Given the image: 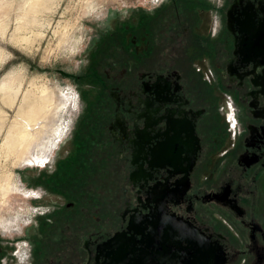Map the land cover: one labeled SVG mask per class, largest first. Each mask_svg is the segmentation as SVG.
I'll return each instance as SVG.
<instances>
[{"label": "flooded vegetation", "instance_id": "flooded-vegetation-1", "mask_svg": "<svg viewBox=\"0 0 264 264\" xmlns=\"http://www.w3.org/2000/svg\"><path fill=\"white\" fill-rule=\"evenodd\" d=\"M89 59L32 264H264V0H170Z\"/></svg>", "mask_w": 264, "mask_h": 264}, {"label": "clouds", "instance_id": "clouds-1", "mask_svg": "<svg viewBox=\"0 0 264 264\" xmlns=\"http://www.w3.org/2000/svg\"><path fill=\"white\" fill-rule=\"evenodd\" d=\"M169 3L170 0H0V240L10 243L12 247L23 242L30 248L31 242L25 239L29 235L28 230H38V217L50 216L56 210L54 203H31L33 200H44L47 190L43 185L29 186L16 171L17 168L22 170L25 165L16 162L9 144L15 120L12 121L13 127L5 128L8 121L5 109L13 107L5 102L8 85H15L13 91L16 94L24 90V96L32 92L37 99L55 95L63 108H68L70 102L72 113L76 117L83 115L87 104L81 97L79 84L69 77L80 75L87 69L89 50L95 47L102 35L114 31L115 21L123 23L141 10L155 15L158 9ZM48 4L52 6L49 11L59 10L69 25L64 38L55 45L56 52L19 49L14 37L18 26L25 21L26 10ZM62 4L65 5L63 8ZM220 27L221 20L219 13H216L212 17L213 35ZM8 46L24 52L38 69L46 70H33L31 64L23 60L5 70V66L16 59ZM38 53L39 59L36 58ZM57 66L69 76L60 77ZM89 88L90 85H85V89ZM64 123L74 127L75 120L69 119ZM67 139L70 137H66L65 142ZM53 150H58V143H52L49 153L43 157V164H52L48 169L49 174L54 171ZM6 193L19 197V200L10 199ZM16 264H32L30 251L18 256Z\"/></svg>", "mask_w": 264, "mask_h": 264}, {"label": "rangeland", "instance_id": "rangeland-1", "mask_svg": "<svg viewBox=\"0 0 264 264\" xmlns=\"http://www.w3.org/2000/svg\"><path fill=\"white\" fill-rule=\"evenodd\" d=\"M48 6L49 7L45 11H42L39 13V16L41 17L42 24L36 25L35 34L28 32L29 29L25 30V31L21 30L22 34L27 32L28 35L33 36L31 38L32 42L31 41H30V43H27L24 41L20 42V41H17V39H14L15 43L19 46V49H23L24 51H27V50H43L44 52H53V53L56 52L55 45L60 43L61 40L64 38V36L66 34V30L68 29L69 25L67 23H65L64 17L59 10L53 9V10L49 11V9H51L52 6L50 4H48ZM64 6L65 5L62 4L61 8H63ZM142 11L143 10L139 11L138 14ZM26 12H27V10H26ZM115 22H117V21H115ZM115 22H114V24H115ZM16 33H18V31H16ZM37 35H38V37H37ZM8 50L14 54L16 59L10 61L5 66V70H7V68L11 67L13 64L19 63L22 60L31 64V68L33 70H36V71H45L46 70V69H38L37 65L35 63H33L26 55H24V52L18 50L17 48H13L11 46H8ZM36 58L39 59V53L37 54ZM56 70L59 72L60 77L69 76L68 73L60 71L59 66H57ZM69 78L76 82L75 76H70ZM21 94L23 95V91L21 92ZM21 94H19V98L17 99V102L14 104V106L11 109H7V108L5 109L8 112V121L5 124V128L10 127V125L12 124V121L15 119V117L17 115L20 99L23 97ZM5 98H8V97H5ZM51 98H52V103H53V105L52 104L51 105L54 109L53 110L54 115H53V117H50V119H48V120H50V122H49L50 126L49 127L51 128L50 129L51 133H50V137H49L47 145L51 148L52 143H58V150H53L55 153V156H54V159H55L58 155H60V154L62 155L65 152V149H67L66 146L68 143H66V142L68 140L65 142V138L70 137L72 134V131H73V126L65 125L64 122L69 120V119H74L76 121L78 117H76L72 113L71 108H70V102H69L68 108H63L62 102L55 95H51ZM7 101H9V100L6 99L5 102H7ZM7 103L11 104L10 101ZM54 103H56V104L54 105ZM55 126H57L56 130H54ZM48 135H49V133L47 134V136ZM31 152L32 151L30 150V154H29V150L28 151L24 150L22 152L21 156L26 158L28 156H31ZM12 154L16 158L17 163H19L21 165H25L26 161L24 158L20 159L17 156L18 154L14 153V152H12ZM50 165L51 164H44L43 170L48 169ZM41 166L42 165H39V166L38 165H31L30 166L27 164L23 167L22 170L20 168H17L16 171L23 178L25 183L29 184V186H34V183L38 182L39 176H37V175L42 172ZM8 195H9L10 199L19 200V197L11 195L10 193H8ZM20 202L26 203L25 201H20ZM31 203H33V204L42 203V201L33 200V201H31ZM28 231H29V235L25 238L26 240L31 239V234L33 235L35 232L31 229ZM18 247L25 251L26 250L25 248H27V244L20 242V243H17L15 245V247H12L10 245V243L0 240V249H4V250L8 251V249L12 250V249L18 248ZM11 250L8 252L11 253ZM8 252H6V253H8Z\"/></svg>", "mask_w": 264, "mask_h": 264}, {"label": "bare ground", "instance_id": "bare-ground-1", "mask_svg": "<svg viewBox=\"0 0 264 264\" xmlns=\"http://www.w3.org/2000/svg\"><path fill=\"white\" fill-rule=\"evenodd\" d=\"M48 7V5H45L44 7L35 6L33 8L28 9L26 12L25 21L18 26V33H16L14 39H17V41L20 42L24 41L30 43L31 38L33 36L28 35L27 32L22 34L21 30L25 31L29 29L28 32L35 34L36 25L42 24L39 13L45 11ZM14 87L15 85L10 83L6 88L5 93V97H8L5 98V100L8 99L13 106L19 98V94H16L13 91ZM22 96L23 97L20 99V103L18 106L17 115L14 119L15 125L13 137L10 139L9 144L11 146V151L18 154L17 156L20 159L24 158L21 156L24 150H29V154L31 150V156H28L24 159L30 166H39L43 164V157L49 153L50 149L47 143L51 133V128L49 127L50 120L48 119H50V117H53L54 115V109L52 107V98L51 95H46L37 99L32 92H29L27 96ZM55 104L56 103H54V105ZM10 127H13V124H11ZM56 129L57 126L54 127V130ZM48 133L49 135L47 136Z\"/></svg>", "mask_w": 264, "mask_h": 264}, {"label": "water", "instance_id": "water-1", "mask_svg": "<svg viewBox=\"0 0 264 264\" xmlns=\"http://www.w3.org/2000/svg\"><path fill=\"white\" fill-rule=\"evenodd\" d=\"M202 258H205V256H202ZM199 262H200V264H205L206 263V262L205 263L202 262L201 259L199 260ZM183 264H196V261H189L187 259H184Z\"/></svg>", "mask_w": 264, "mask_h": 264}]
</instances>
